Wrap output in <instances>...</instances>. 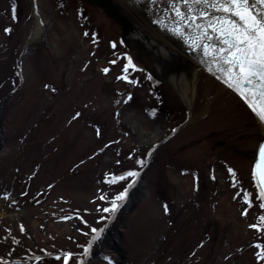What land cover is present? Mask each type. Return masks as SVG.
<instances>
[{
    "label": "rangeland",
    "instance_id": "374dc122",
    "mask_svg": "<svg viewBox=\"0 0 264 264\" xmlns=\"http://www.w3.org/2000/svg\"><path fill=\"white\" fill-rule=\"evenodd\" d=\"M34 4L47 26L30 42ZM127 30L99 0H0V264H64L69 252L68 264H264V231L250 227L264 228L251 175L259 121L205 70L188 108L162 45ZM112 42L129 49L138 84L104 73ZM128 171L141 175L102 220L132 178L107 181Z\"/></svg>",
    "mask_w": 264,
    "mask_h": 264
},
{
    "label": "snow or ice",
    "instance_id": "6c2138e0",
    "mask_svg": "<svg viewBox=\"0 0 264 264\" xmlns=\"http://www.w3.org/2000/svg\"><path fill=\"white\" fill-rule=\"evenodd\" d=\"M155 4L157 0H152ZM171 5L170 12L174 13V25L170 29L174 35L184 39L189 48L201 52L203 63L207 65V70L217 79H220L227 87L237 92L249 105L251 110L257 115L261 123H264V0H168ZM167 18V17H166ZM156 23L164 25V22L157 20ZM11 33L12 29H5ZM89 33L85 32L84 36ZM94 43L98 41L93 38ZM115 48V42L112 44ZM127 64L123 71L127 73L129 68L135 70L132 58L127 57ZM111 63L115 64L113 60ZM104 73L109 72L108 68L103 69ZM130 84H138V81L130 80L127 75L119 77ZM151 79V77H149ZM132 96L129 95L127 101ZM257 100L260 106H257ZM127 101H125L127 103ZM151 156V153L148 154ZM261 163L256 164L258 173L254 176L258 180L259 194L261 200L260 207L264 208V145L260 147ZM137 163L145 166V161L139 160ZM229 172L235 177L236 173L230 168ZM139 171H128L120 176H113L109 183L123 181L128 177L132 180L123 192L117 194L109 201V206L102 209L108 216L102 220H114L120 209L123 207L128 196V191L132 188L140 177ZM213 179L215 177L213 176ZM99 199L104 200L105 196ZM245 202L251 205V194L245 196ZM167 211V205L164 206ZM247 215V212H244ZM63 219H72L64 217ZM264 221V216L259 217ZM259 231H264L260 225H250ZM21 232L25 231L24 226H20ZM92 239L85 248V254L90 255L93 245L102 238L105 228H92ZM18 243V241H17ZM260 249L257 256L264 260V246L257 244ZM72 253H67L63 257L64 264H68ZM39 259V258H37ZM61 260V256L56 257ZM108 264H113L110 257H105ZM81 264H86L81 261Z\"/></svg>",
    "mask_w": 264,
    "mask_h": 264
},
{
    "label": "bare ground",
    "instance_id": "6f19581e",
    "mask_svg": "<svg viewBox=\"0 0 264 264\" xmlns=\"http://www.w3.org/2000/svg\"><path fill=\"white\" fill-rule=\"evenodd\" d=\"M99 1L105 3V5L113 12V14L117 15L120 18V20H123V23L127 26L128 36L130 40L137 39L138 37L145 41L148 40L147 45L151 49L155 48V45L157 44L162 45L164 51L163 52L158 51V56L164 62L162 68L163 69L169 68V71L166 72V74L169 75L168 76L169 82L171 83L172 87L179 95L180 99L184 101V103L187 105L188 108H191V105L195 99L196 86L200 78L201 70H205L207 73L211 74L206 69V67L194 61L193 59L189 58L188 56L180 53L179 51L171 47L169 44H167L153 30H151L130 8H128L122 0H99ZM130 17L132 18V22H133L132 24L128 22ZM46 26L47 24L44 25L42 23L40 8H38V6L37 5L35 6L34 4V27L29 41L31 42L41 37L44 33V27ZM137 35L138 37H136ZM91 37H92V43H94L93 38H95L99 42L102 38L98 34H94V33L91 34ZM95 44L99 45L98 43H94V45ZM112 44L113 42L110 43V45H108L110 48L109 59L107 60L108 64H106L107 65L106 68L109 69L108 73L113 74L114 71L120 68L122 72L121 75L122 76L127 75V73H124L123 71L125 65L128 62L125 59V55L127 53L131 57V53L129 49H124V48L119 49L116 43H115L116 47L113 48ZM113 60L116 61L117 65L111 63V61ZM176 61H178L181 67H179V65L174 63ZM174 65L177 66L178 68L177 67L173 68L175 67ZM183 68H188V71L185 74H181L182 72H178V73L176 72L178 69L184 71L185 69ZM108 73L106 75H109ZM212 76L216 78V76L214 75ZM218 80L221 81L220 79ZM224 86L227 89H229V87H227L226 85ZM259 124L264 134L263 123L259 121ZM258 148H259V144L257 149ZM252 167H254V164ZM240 202L242 203L241 199ZM40 259H43V257L37 260Z\"/></svg>",
    "mask_w": 264,
    "mask_h": 264
},
{
    "label": "water",
    "instance_id": "95a60500",
    "mask_svg": "<svg viewBox=\"0 0 264 264\" xmlns=\"http://www.w3.org/2000/svg\"><path fill=\"white\" fill-rule=\"evenodd\" d=\"M122 1L162 40H164L175 50L188 56L189 58L203 65L207 69V65L203 63V60L205 58L203 57L202 53L196 51L193 48H189L188 43L184 39H181L179 36L174 35L171 32L170 29L174 25V21H173L174 13L170 12L171 5L169 4L168 0H157L155 4L152 2V0H122ZM157 20L163 21L165 26L156 23ZM257 106L258 107L260 106V102L258 100H257ZM262 145H264V138H261L259 142L256 161L253 167V178L256 183V186L258 184V180L254 176V172L258 173L259 171L258 169H256V164L261 163L260 147ZM257 189L259 192L258 186Z\"/></svg>",
    "mask_w": 264,
    "mask_h": 264
}]
</instances>
